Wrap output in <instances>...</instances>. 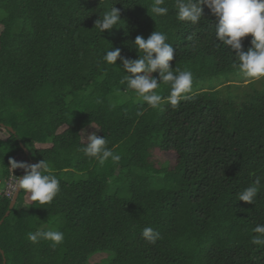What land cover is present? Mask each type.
I'll list each match as a JSON object with an SVG mask.
<instances>
[{
    "label": "trees",
    "instance_id": "trees-1",
    "mask_svg": "<svg viewBox=\"0 0 264 264\" xmlns=\"http://www.w3.org/2000/svg\"><path fill=\"white\" fill-rule=\"evenodd\" d=\"M151 2L0 0V178L21 176L9 160L25 162L28 149L30 164L46 160L60 180L50 204L21 190L6 217L12 196L0 194V264L1 250L6 264H92L99 252L104 264H264V246L251 242L264 224V78L246 83L234 51L216 46L207 6L192 24L177 19L175 0L151 17ZM112 5L122 20L101 33L94 22ZM153 31L174 47L173 71L193 73L175 109L138 100L120 83V60H103L115 48L138 58L132 41ZM94 131L118 163L84 155ZM257 176L254 203L238 200ZM41 225L63 232V243L29 241ZM146 226L160 233L154 244Z\"/></svg>",
    "mask_w": 264,
    "mask_h": 264
},
{
    "label": "clouds",
    "instance_id": "clouds-1",
    "mask_svg": "<svg viewBox=\"0 0 264 264\" xmlns=\"http://www.w3.org/2000/svg\"><path fill=\"white\" fill-rule=\"evenodd\" d=\"M164 3L165 0H152L148 9L151 17L168 14V7L162 6ZM203 6H207L216 17V46L222 44L234 51L238 61L234 67L244 77L245 82L252 83L264 78V0H175L176 17L179 21L197 24L204 17ZM121 20V10L112 5L110 10L98 16L94 27L103 33L120 24ZM249 34L252 36L251 46L245 51L242 41ZM167 41L166 33L153 31L147 39L137 35L132 41L137 53H140L138 58L122 56L120 48L107 50L103 55V60L109 65H116L117 60H120V66L126 73L120 83H126L127 89L132 90L138 100L146 102L152 109L160 108L163 103L169 104L173 109L178 108L180 102L189 99L188 94L192 92L193 73L190 70L173 71L170 62L174 59V47ZM157 72L158 78L153 76ZM161 85L169 86L167 97L158 93ZM85 138L87 143L82 148L85 156L95 158L101 166L109 159L113 163L120 161L121 156L107 147L105 136H99L94 131ZM9 165L12 171L17 168L24 170L25 174L12 185V189L14 192L23 190L28 193L29 201L39 202L40 205L50 204L60 192V180L46 160L29 164L10 159ZM260 184L261 178L257 176L238 193V200L254 203ZM27 206H30L28 202L25 203V207ZM252 233V244L264 246V224H257ZM142 237L148 243L154 244L160 238V233L153 227L146 226L142 230ZM27 239L32 243H38L41 239L51 241L52 247H56L63 243L64 233L41 225L34 232H29ZM6 259L5 257V264Z\"/></svg>",
    "mask_w": 264,
    "mask_h": 264
},
{
    "label": "built area",
    "instance_id": "built-area-1",
    "mask_svg": "<svg viewBox=\"0 0 264 264\" xmlns=\"http://www.w3.org/2000/svg\"><path fill=\"white\" fill-rule=\"evenodd\" d=\"M18 177H16L14 174H11L8 180H3L0 178V194L4 193L8 196H13L14 191L12 189L13 182L17 181Z\"/></svg>",
    "mask_w": 264,
    "mask_h": 264
},
{
    "label": "water",
    "instance_id": "water-1",
    "mask_svg": "<svg viewBox=\"0 0 264 264\" xmlns=\"http://www.w3.org/2000/svg\"><path fill=\"white\" fill-rule=\"evenodd\" d=\"M9 128L12 129V127H9ZM25 151H26V160H25V162H27V163L30 164V160H29V158H28L29 151H28V149H25ZM24 174H25V173H24V170H23V171H22V174H21L20 177H22ZM20 191H21V190H20ZM20 191L15 192L14 195L12 196V199H11V202H10V205H9V209H8V211L6 212L5 217L8 216V215L10 214L11 209L14 207V205H15V203H16V201H17V198H18V195H19ZM3 220H4V218L1 219L0 224L3 222ZM1 253H2L3 257H4L3 264H5V253H4L3 250H1Z\"/></svg>",
    "mask_w": 264,
    "mask_h": 264
},
{
    "label": "rangeland",
    "instance_id": "rangeland-1",
    "mask_svg": "<svg viewBox=\"0 0 264 264\" xmlns=\"http://www.w3.org/2000/svg\"><path fill=\"white\" fill-rule=\"evenodd\" d=\"M1 136H7V132L5 130H2V134L0 133ZM163 161L162 162H165V159H162ZM168 163H171L173 164V161L172 160H168ZM19 179V177H18ZM17 179V180H18ZM15 183V181L13 182V184ZM108 254V253H107ZM106 253H103V252H99L97 254H94L91 256L89 262L92 263V264H97V263H100L101 262V259L105 258L107 256ZM100 264H104V262L100 263Z\"/></svg>",
    "mask_w": 264,
    "mask_h": 264
}]
</instances>
